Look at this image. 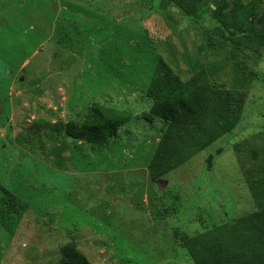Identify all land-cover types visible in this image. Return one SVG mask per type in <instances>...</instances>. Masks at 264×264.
I'll list each match as a JSON object with an SVG mask.
<instances>
[{
	"label": "rangeland",
	"instance_id": "obj_1",
	"mask_svg": "<svg viewBox=\"0 0 264 264\" xmlns=\"http://www.w3.org/2000/svg\"><path fill=\"white\" fill-rule=\"evenodd\" d=\"M219 2L188 19L160 0H0V186L26 205L12 235L0 226L1 264H56L70 241L90 264H192L175 230L255 211L233 146L264 132V50L212 34ZM159 59L247 96L235 129L151 180L163 124L143 95ZM93 105L130 120L104 143L68 139Z\"/></svg>",
	"mask_w": 264,
	"mask_h": 264
},
{
	"label": "trees",
	"instance_id": "obj_2",
	"mask_svg": "<svg viewBox=\"0 0 264 264\" xmlns=\"http://www.w3.org/2000/svg\"><path fill=\"white\" fill-rule=\"evenodd\" d=\"M207 0H160L177 7L188 19H196ZM263 0H220L213 11V35L234 48L258 54L264 50ZM246 91L236 87L213 86L205 68L200 67L181 80L167 63L159 59L156 72L143 99L150 102L149 112L161 120L163 128L147 164L151 180L166 176L181 167L213 142L235 129L242 116ZM126 111L93 105L83 120L68 121V139L87 144L104 143L116 137L128 123ZM253 147L248 141L233 149L241 164H248L243 175L255 211L240 216L231 224H219L193 236L174 231L192 264H264V132L256 134ZM243 150L246 153H243ZM0 226L12 235L26 205L0 186ZM1 264V260H0ZM56 264H90L70 241L59 249Z\"/></svg>",
	"mask_w": 264,
	"mask_h": 264
}]
</instances>
